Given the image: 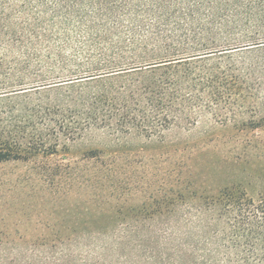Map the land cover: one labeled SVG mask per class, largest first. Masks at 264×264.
<instances>
[{
    "label": "trees",
    "instance_id": "16d2710c",
    "mask_svg": "<svg viewBox=\"0 0 264 264\" xmlns=\"http://www.w3.org/2000/svg\"><path fill=\"white\" fill-rule=\"evenodd\" d=\"M262 46L264 0H0V164L66 153L91 130L163 143L204 115L258 128L264 117L242 110L262 82L240 58ZM179 145L174 187L148 211L184 210L185 225L195 216L178 240L188 258L174 264H264V191L254 199L233 183L212 193L202 160ZM83 173L79 187L104 180Z\"/></svg>",
    "mask_w": 264,
    "mask_h": 264
},
{
    "label": "rangeland",
    "instance_id": "374dc122",
    "mask_svg": "<svg viewBox=\"0 0 264 264\" xmlns=\"http://www.w3.org/2000/svg\"><path fill=\"white\" fill-rule=\"evenodd\" d=\"M241 57L244 66H257L262 82L242 110L258 120L264 117V46ZM180 142H188L185 155L195 152L204 163L212 193L233 183L254 199L264 191V125L237 128L204 115L169 130L163 143L91 130L66 153L0 164V264H174L187 256L178 240L194 227L195 216L189 214L185 225L184 210L148 214L161 188L174 187ZM95 147L104 150L101 159L83 160ZM60 161L71 163L70 174L48 177L45 171L55 173ZM85 171L104 180L79 187Z\"/></svg>",
    "mask_w": 264,
    "mask_h": 264
}]
</instances>
